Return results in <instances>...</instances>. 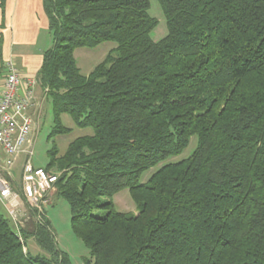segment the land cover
<instances>
[{
	"label": "trees",
	"instance_id": "obj_1",
	"mask_svg": "<svg viewBox=\"0 0 264 264\" xmlns=\"http://www.w3.org/2000/svg\"><path fill=\"white\" fill-rule=\"evenodd\" d=\"M156 1L166 34L153 41L150 0H42L50 136L69 131L62 114L92 129L49 150L53 195L69 205L83 264H264V0ZM104 41L116 46L82 74L74 50ZM191 136L187 157L139 181ZM125 188L136 215L111 200ZM26 211L15 229L0 212V264H71L45 212Z\"/></svg>",
	"mask_w": 264,
	"mask_h": 264
},
{
	"label": "rangeland",
	"instance_id": "obj_2",
	"mask_svg": "<svg viewBox=\"0 0 264 264\" xmlns=\"http://www.w3.org/2000/svg\"><path fill=\"white\" fill-rule=\"evenodd\" d=\"M148 13L150 16L155 17L158 20L157 26L151 31L152 40L157 41L166 34V22L156 0H150ZM115 46L116 43L113 41H104L93 48H76L74 50V58L80 72L84 75L88 74L91 69L103 60L106 54ZM36 87L37 97L34 100V103L39 101L40 105L38 107V112L35 111L36 105L30 111L35 122L33 123L31 131L29 132L25 143L22 145V148L30 151L29 158L34 167L44 168L49 160L48 152L54 144L56 145L58 152L61 154L65 151L69 142L78 136L92 134V129L90 127L79 128L75 126L69 115L62 114L61 122L65 127L69 128V131L50 136L53 116L51 102L49 99L45 98L41 89L38 86ZM195 145L196 137L191 136L188 145L179 154L170 156L144 171L140 176L139 181L146 182L150 175L162 164L187 157L193 151ZM26 156L27 153H21L11 168L15 180L14 184L16 186L14 189L17 192H19L20 189L18 183L20 181L21 164ZM54 191L55 190L47 195L48 202L43 205L41 213L44 215L45 212L46 217L50 222V227L52 228L56 244L60 250L67 254L71 264H83V258L86 256L88 257V250L82 243L81 239L72 230L68 203L63 198L54 196ZM111 200L118 211L130 215H136L138 213L136 205L126 188L115 193ZM0 212L10 219L1 203ZM93 213L103 214L104 210L101 208L94 209ZM25 215L23 222L28 221L29 214L27 211ZM9 223L12 228H14L11 220H9ZM25 247L29 250L30 254L43 252L37 246L33 238L25 240Z\"/></svg>",
	"mask_w": 264,
	"mask_h": 264
},
{
	"label": "built area",
	"instance_id": "obj_3",
	"mask_svg": "<svg viewBox=\"0 0 264 264\" xmlns=\"http://www.w3.org/2000/svg\"><path fill=\"white\" fill-rule=\"evenodd\" d=\"M36 83V79H23L15 64L7 61L0 86V203L17 228L22 224L28 206L42 212L43 205L48 202L47 195L55 190L58 177L42 167H34L29 158L30 151L22 148L35 122L30 111L34 104L36 109L39 107L34 103ZM21 153H27V156L21 164L19 194L14 189L11 168Z\"/></svg>",
	"mask_w": 264,
	"mask_h": 264
},
{
	"label": "crops",
	"instance_id": "obj_4",
	"mask_svg": "<svg viewBox=\"0 0 264 264\" xmlns=\"http://www.w3.org/2000/svg\"><path fill=\"white\" fill-rule=\"evenodd\" d=\"M51 44L52 35L42 0H0V86L7 61L15 64L23 79L37 81L43 54ZM36 86L39 87L38 82ZM37 104L40 105L39 101ZM35 111L38 112V108Z\"/></svg>",
	"mask_w": 264,
	"mask_h": 264
}]
</instances>
